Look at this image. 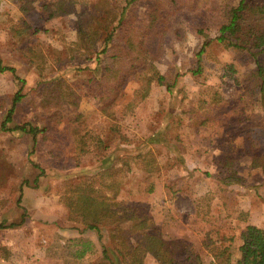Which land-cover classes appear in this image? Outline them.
<instances>
[{
  "label": "rangeland",
  "instance_id": "374dc122",
  "mask_svg": "<svg viewBox=\"0 0 264 264\" xmlns=\"http://www.w3.org/2000/svg\"><path fill=\"white\" fill-rule=\"evenodd\" d=\"M27 1L29 12L21 10ZM60 1L0 0V59L25 79L24 98L6 127L38 129L34 138L2 129L20 86L9 72L0 73V223L19 224L21 208L26 211L23 224L0 230V264H159L141 246L140 232L126 225L105 229L101 243L96 231L69 220L62 203L84 177L122 169L119 155L130 162L114 200L134 209L148 230L185 244L176 264H218L211 249L227 247L229 239L235 258L242 230L264 228V176L250 164L264 155V94L252 74L254 59L215 41L227 9L239 0H144L133 6L135 34L152 9L162 15L142 46L165 80L147 86L136 75L120 91L94 56L124 0H64L72 12L47 19L43 5L53 10ZM79 27L99 32L86 56L76 46ZM205 41L211 43L194 75L195 54ZM107 65L120 66L114 58ZM54 86L56 95L71 97L46 104L44 95ZM73 99L77 105L69 103ZM82 138L88 142L84 153ZM225 158L236 160L243 183L225 182ZM152 163L156 171L148 176ZM76 239L93 247L80 260L73 254Z\"/></svg>",
  "mask_w": 264,
  "mask_h": 264
},
{
  "label": "trees",
  "instance_id": "16d2710c",
  "mask_svg": "<svg viewBox=\"0 0 264 264\" xmlns=\"http://www.w3.org/2000/svg\"><path fill=\"white\" fill-rule=\"evenodd\" d=\"M142 1L144 0H124V6L121 12L117 14L114 11L112 14L115 25L110 29H107L108 27L106 28L103 44L95 52L94 60L96 64L101 65L102 63L104 65L103 77L114 82V85H111V87L116 91L121 90V84L124 80L129 77H136V75L143 77L147 86L152 82H156L158 85L164 84V76L155 70L150 61L151 59L147 57V52L142 46L146 35L156 26V19L162 15L157 8L152 9L149 13V19L137 34L134 33L132 16L129 15L133 6H136ZM31 4L32 1H27V3L21 6V10L29 12ZM50 8H52L50 4L43 5V13L47 19L52 18L54 15H63L72 12L71 7L64 6V0H61L56 7H53V10H50ZM77 29V45H75L79 50L83 51L80 52L82 56L89 55V51H92L96 47L95 42L99 32L95 30L88 32L83 27ZM122 31L125 36L124 40L118 41L115 39V36ZM134 34L136 37L133 36ZM215 41L223 44L226 48L244 51L254 59L255 69L252 74L259 84L260 92L264 94V5L253 4L251 0H239L237 5L229 7L225 13V22L220 27ZM210 43L211 41H205L195 54L196 69L191 71L192 74H200L202 69V56ZM109 58H114L120 66L115 70H110L107 65ZM5 72H9L13 76V79L19 84L20 89L14 94L11 107L7 111L1 127L5 131L30 133L34 138L35 132L38 131L34 127H28V125L15 126L11 129L6 127L12 121L15 107L24 98L22 87L25 85V79L18 76L16 68L4 65L0 59V73ZM57 90L58 88L56 86L52 89H47V93L44 95L46 104L53 102L54 99L58 100L59 98L65 99L71 97L70 95L65 97L66 94L63 92L56 95ZM147 90L148 87L145 94ZM69 103L72 105L78 104L76 99L69 101ZM87 143L83 138L79 140L80 153L86 152L85 146H87ZM94 143L98 147L100 141L95 140ZM100 145L102 146L101 143ZM142 155L143 153L140 152L134 155L133 159L139 158ZM128 157L119 155L116 158V160L119 159L118 161L121 163L122 169L115 170L111 167L99 171L97 176L84 177L77 185L68 190V194L66 193L62 196V203L69 212V220L81 224L84 227L83 230L96 231L97 238L101 243L103 236L102 230H115L120 228V226L126 225L129 231L141 233L139 239L141 246L156 262L159 264H176V252L184 250L186 248L185 244L178 240H165L159 232L148 230L145 220L134 209L123 206L114 200L122 184V177H125L129 169L128 164L130 160ZM250 164L251 167H258L264 176V155L252 157ZM223 167L229 170L228 175L224 178L227 180L225 182H233L235 184L243 183V179L237 175L238 169L235 159L225 158ZM147 168H149L146 169L148 176L156 171L153 163L151 166L149 164ZM108 191H110L111 195L107 194ZM20 202L21 198L19 197L17 204L19 205ZM21 209L23 214L20 223L9 224L7 226L0 223V230L14 228L17 225L23 224L26 211L23 208ZM241 217H245V214L241 213ZM240 240L241 244L237 248L235 258L232 257L230 251L232 239H229V245L227 247H212L211 253L214 261L216 260L218 264H264V228L249 225L242 230ZM125 242L126 235L122 237L120 242L123 247L126 246ZM71 243H73L72 247L75 249L73 253L75 259L80 260L88 252L92 253L93 247L88 241L76 239L71 241ZM102 254L105 255L104 257L107 256L105 246L102 248Z\"/></svg>",
  "mask_w": 264,
  "mask_h": 264
},
{
  "label": "crops",
  "instance_id": "0c3cea01",
  "mask_svg": "<svg viewBox=\"0 0 264 264\" xmlns=\"http://www.w3.org/2000/svg\"><path fill=\"white\" fill-rule=\"evenodd\" d=\"M253 226H257V225H253ZM257 227H259V226H257Z\"/></svg>",
  "mask_w": 264,
  "mask_h": 264
}]
</instances>
